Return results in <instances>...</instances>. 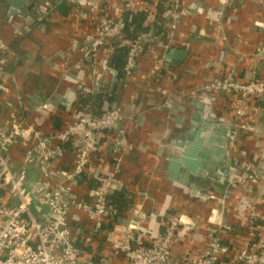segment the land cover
Wrapping results in <instances>:
<instances>
[{
	"label": "crops",
	"instance_id": "1",
	"mask_svg": "<svg viewBox=\"0 0 264 264\" xmlns=\"http://www.w3.org/2000/svg\"><path fill=\"white\" fill-rule=\"evenodd\" d=\"M24 1L21 8H13L6 1L0 6V40L14 51L4 62V82L9 91L0 97L1 130L13 119L28 118L45 134H53L76 121L84 98L96 100L104 93L110 94L113 106L124 116L112 133L119 128L126 132L118 174L125 206H113L115 222L103 224L100 233L96 231V220L79 210L70 212L69 223L81 235L83 258L97 261L105 255L114 264H127L122 255L114 252L108 241L109 231L116 229L121 238L120 234L133 232L132 224L153 231L162 229L160 218L164 212L188 214L201 225L198 231L176 241L174 259L200 254L207 247L206 226L211 225L210 217H219L216 209L222 211L224 222L233 228L222 236L228 247L227 253L220 256L222 260L232 263L240 250L262 246L264 101L249 98L245 115L238 117L233 94L209 92L218 117L230 120L232 127L235 122L246 126L230 149L235 171L226 189L212 199L197 198L169 182L165 172L168 159L179 152L172 141L185 139L195 112L190 92L223 80L229 72L243 81H264V56L257 55L264 35L254 24L264 20V0H229L224 7H219L218 0H184L177 35L168 47V26L161 13L169 0H136L135 9L128 13L123 10L124 0H94V7H80L74 0ZM43 4H50L53 10L39 22L34 18ZM122 14L128 15L127 35L135 32L148 42L135 70L124 78L121 51L116 44L102 47L95 57L86 56L81 50L98 36L103 18ZM135 20L138 22L134 23ZM184 48L188 56L181 64L164 59L169 50ZM110 69L117 71V75ZM46 100L56 105L51 113L38 108ZM105 140L97 166L107 172L115 161V145L113 140ZM24 150L22 144L12 147L14 168L24 164ZM73 164L74 155L67 147L52 163L53 184L62 182L63 171H69ZM28 172L30 187L41 179L42 173L37 163L30 164ZM73 186L79 198L95 191L94 182L82 178L76 179ZM253 211L258 217V229L252 228ZM92 232L94 238L84 244L85 236Z\"/></svg>",
	"mask_w": 264,
	"mask_h": 264
},
{
	"label": "built area",
	"instance_id": "2",
	"mask_svg": "<svg viewBox=\"0 0 264 264\" xmlns=\"http://www.w3.org/2000/svg\"><path fill=\"white\" fill-rule=\"evenodd\" d=\"M74 1L80 7L96 6L94 0ZM135 1L124 0V12L134 10ZM183 1L169 0L161 13L168 26V42L165 47L177 35ZM218 1L222 7L229 3V0ZM52 10L50 4L41 5L34 20L42 22ZM126 19L125 14L103 18L98 36L81 50L86 56L95 57L102 47L110 43L116 44L118 49L125 48L124 71L130 75L148 42L141 36L133 39L127 36ZM254 24L264 35V20H256ZM13 53L12 47L0 40V97L9 91V86L4 82V57ZM257 55L264 56V42ZM209 92L233 94L234 112L240 117L246 113L244 107L249 98L264 101V81H243L234 72H229L223 80L202 85L190 94L195 97ZM55 107L48 100L38 106L49 113ZM123 120L124 116L116 106L102 115H96L90 104L83 103L76 121L53 134H45L28 118L13 119L5 124L7 127L4 130L0 128V264H114L113 259L105 255H101L97 261L83 258L81 235L71 227L69 214L72 210L86 213L97 221L96 231L99 233L103 231L102 225L109 224L115 216L116 211L108 203L107 196L121 186L118 174L124 157L126 132L123 128L113 133L112 130L115 124ZM244 129V124L234 123L229 140L230 149L235 147ZM105 138L113 140L115 145V161L112 169L107 172L97 166V160L106 144ZM17 144L25 146V162L14 168L10 151ZM67 147H70L74 155L73 167L63 171L62 182L53 184L52 163L63 155ZM34 163L39 165L42 177L27 187L28 166ZM78 178L94 182L95 191L92 195L79 198L74 194L73 182ZM216 210H219V217H210L211 225L206 226L209 231L207 247L200 254L189 255L185 259H174V244L189 233L198 231L201 225L184 213L164 212L162 217L153 214L154 217H161L162 229L153 231L152 228L143 229L132 224L133 232L120 234L121 238L117 237L116 229L110 230L108 241L113 244L114 252L122 255L127 264H228L220 257L228 251L222 236L233 228L224 222L222 211ZM252 214V228L258 229L257 214L255 211ZM93 236L94 232L85 236L84 244H89ZM229 264H264V244L258 249L247 247L240 250Z\"/></svg>",
	"mask_w": 264,
	"mask_h": 264
},
{
	"label": "water",
	"instance_id": "3",
	"mask_svg": "<svg viewBox=\"0 0 264 264\" xmlns=\"http://www.w3.org/2000/svg\"><path fill=\"white\" fill-rule=\"evenodd\" d=\"M5 1L13 8H21L26 3L24 0H1L0 6ZM187 56L185 48L171 49L164 59L179 65ZM111 71L117 75V71ZM212 100V93H203L198 99L191 100L195 112L191 115L188 133L185 139L172 141L179 152L168 159L165 172L169 182L185 189L191 196L206 199H212L226 189L229 177L235 171L229 148L234 126L230 120L215 114ZM120 222L128 223L127 220Z\"/></svg>",
	"mask_w": 264,
	"mask_h": 264
},
{
	"label": "trees",
	"instance_id": "4",
	"mask_svg": "<svg viewBox=\"0 0 264 264\" xmlns=\"http://www.w3.org/2000/svg\"><path fill=\"white\" fill-rule=\"evenodd\" d=\"M128 15L126 14V17ZM137 18V17H135ZM138 20V19H137ZM135 20L134 23L137 21ZM138 22V21H137ZM135 32L130 33V35H127L129 38L133 39V38H137L140 36H136ZM119 50L121 52H119V57L122 60V77H126L128 76L125 71H124V65H125V58H126V49L125 48H119ZM8 57H4V59L6 60ZM84 103L86 104H90L91 107H93V110H95L96 115H102L104 112H106L107 110L111 109L113 107L114 104V100L111 98L110 94H106L104 93L100 99H96L94 100L92 97H87L84 98ZM119 190V189H118ZM116 190L114 193H110L107 196V200L108 203L112 206H118V207H122L125 206V200H124V193L122 192V190ZM113 222H115V218H112V221L110 222V224H112Z\"/></svg>",
	"mask_w": 264,
	"mask_h": 264
}]
</instances>
